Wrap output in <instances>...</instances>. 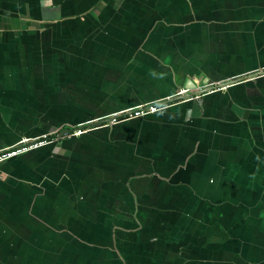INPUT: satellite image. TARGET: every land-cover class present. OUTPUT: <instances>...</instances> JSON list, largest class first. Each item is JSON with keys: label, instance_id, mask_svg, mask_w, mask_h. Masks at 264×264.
I'll list each match as a JSON object with an SVG mask.
<instances>
[{"label": "crops", "instance_id": "obj_1", "mask_svg": "<svg viewBox=\"0 0 264 264\" xmlns=\"http://www.w3.org/2000/svg\"><path fill=\"white\" fill-rule=\"evenodd\" d=\"M263 67L264 0H0V150ZM187 102L1 163L0 264H264V77Z\"/></svg>", "mask_w": 264, "mask_h": 264}, {"label": "built area", "instance_id": "obj_2", "mask_svg": "<svg viewBox=\"0 0 264 264\" xmlns=\"http://www.w3.org/2000/svg\"><path fill=\"white\" fill-rule=\"evenodd\" d=\"M254 75H256V77H264V67L256 70L254 72ZM185 92H187V90L179 89L174 94V96H172L171 98H168L167 100H162V101L153 102V103L146 104V105H141L131 110H126L124 112H120L119 114L112 115V119L108 122V125L117 123L119 120H129V119H134V118H140L142 116L155 113L169 106L173 100L182 96ZM116 116H120V117L118 119H115ZM87 131H89V129L79 127V126L70 127L69 133L64 137H71V136L78 137ZM64 137H61L60 139ZM57 139H58L57 137H52V136H42L41 138H38L35 140L21 139L15 145L9 148L0 150V164L18 155L24 154L30 150H34V149H37L39 147H42V146H45L51 143H55Z\"/></svg>", "mask_w": 264, "mask_h": 264}, {"label": "water", "instance_id": "obj_3", "mask_svg": "<svg viewBox=\"0 0 264 264\" xmlns=\"http://www.w3.org/2000/svg\"><path fill=\"white\" fill-rule=\"evenodd\" d=\"M256 78L258 79V78H263V77H256V75H254V72H253V73H250V74H246L244 76H241L240 78H238L239 80H237V81L236 80L235 81L232 80L230 82H224L223 84L214 86L212 88L211 87H209V88L205 87V84H202V85H200L197 88L196 85L194 84V82L192 80H186L185 85L183 86L184 88H182V89H185L187 91L190 90L192 92H188L186 95L183 96V99L182 100H184V101H182V103H185V102L188 103L187 101H189V102L195 104L196 106H200V104H201V102H203V99L205 98V96H207V94H209V92L212 89H214V88L215 89L216 88H222L223 86L232 85L234 83H239V82H252V81L256 80ZM194 89H196V90H194ZM90 131H93V128L89 129V131H87V133L90 132ZM68 133H69V130H67V129L59 132L56 135V137L58 138L56 140L57 141L56 143L59 144L60 143V140H61L60 138L66 136ZM50 145H54V144H50ZM45 146H47V145H45ZM42 147H44V146H42Z\"/></svg>", "mask_w": 264, "mask_h": 264}, {"label": "flooded vegetation", "instance_id": "obj_4", "mask_svg": "<svg viewBox=\"0 0 264 264\" xmlns=\"http://www.w3.org/2000/svg\"><path fill=\"white\" fill-rule=\"evenodd\" d=\"M196 90V89H194ZM188 92H192V91H187L185 92L182 96L178 97L177 99L173 100L171 102V104L173 103H176V102H180V101H184L182 100L183 99V96L186 95ZM120 116H116L115 119H118ZM112 119V116H109V117H106V118H103V119H100V120H96L95 122H91V123H87V124H83V125H80L79 127H83V128H87V129H91V128H94L96 126H100V125H106L108 124V122ZM108 120V121H107ZM77 127V126H76ZM67 130H69V128H67Z\"/></svg>", "mask_w": 264, "mask_h": 264}]
</instances>
